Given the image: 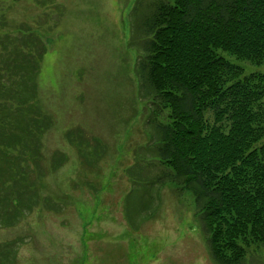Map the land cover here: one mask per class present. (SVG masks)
<instances>
[{
	"label": "rangeland",
	"instance_id": "rangeland-1",
	"mask_svg": "<svg viewBox=\"0 0 264 264\" xmlns=\"http://www.w3.org/2000/svg\"><path fill=\"white\" fill-rule=\"evenodd\" d=\"M155 1L0 0V68L16 51L42 55L31 116L38 103L52 121L5 193L17 217L0 225L3 264H216L193 194L156 183L170 167L152 156L153 106L136 74V26ZM243 264H264V244Z\"/></svg>",
	"mask_w": 264,
	"mask_h": 264
},
{
	"label": "trees",
	"instance_id": "trees-1",
	"mask_svg": "<svg viewBox=\"0 0 264 264\" xmlns=\"http://www.w3.org/2000/svg\"><path fill=\"white\" fill-rule=\"evenodd\" d=\"M150 3L136 26V74L140 97L153 106L152 156L170 167L156 183L193 194L216 264H243L248 245L264 244V74L246 75L223 54L264 64V0ZM21 52L0 68L2 226L17 217L5 211V193L25 178L23 158L52 123L38 103L31 116L42 55L33 54V63ZM8 204L22 211L19 198ZM6 256L0 251V264Z\"/></svg>",
	"mask_w": 264,
	"mask_h": 264
}]
</instances>
